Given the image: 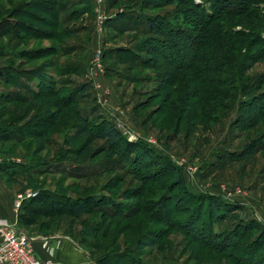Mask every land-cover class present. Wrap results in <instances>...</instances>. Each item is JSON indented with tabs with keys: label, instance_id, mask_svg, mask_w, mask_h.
I'll list each match as a JSON object with an SVG mask.
<instances>
[{
	"label": "rangeland",
	"instance_id": "374dc122",
	"mask_svg": "<svg viewBox=\"0 0 264 264\" xmlns=\"http://www.w3.org/2000/svg\"><path fill=\"white\" fill-rule=\"evenodd\" d=\"M142 1L91 2L81 15L78 0H0V54L10 52L0 68L44 67L63 88L24 105L0 100V127L29 128L0 140L2 196L14 215L18 196L20 212L39 211L16 227L31 239L62 233L95 262L264 264V5L225 13L220 0H160L153 11ZM117 14L165 15L167 36L143 52L145 33L114 31ZM0 92L16 89L0 83ZM110 126L129 152L102 138ZM37 194L45 207L27 205ZM69 202L86 214L64 213ZM148 239L155 246L141 248Z\"/></svg>",
	"mask_w": 264,
	"mask_h": 264
},
{
	"label": "trees",
	"instance_id": "16d2710c",
	"mask_svg": "<svg viewBox=\"0 0 264 264\" xmlns=\"http://www.w3.org/2000/svg\"><path fill=\"white\" fill-rule=\"evenodd\" d=\"M184 2V0H180ZM222 2L221 5L226 6L224 9L218 8L219 11L221 12H239V13H244L248 8V1L247 0H220ZM255 3H260L264 5V0H253ZM80 3L81 8L77 11L81 15H85L90 11L91 8V0H78ZM144 4L145 9L149 10H159L160 5H162V2L160 0H143L142 1ZM68 3V2H67ZM241 3V4H240ZM195 9L197 10L196 15L199 17H202L200 13H203V10L199 6H194ZM216 13L211 12V14L205 15L204 18H207L206 22L210 20ZM129 17V16H128ZM108 22V20H106ZM105 21V22H106ZM114 25L113 29L116 32H121L125 30H131L132 32L142 34L141 32H144L146 35V38L143 40H140L137 44L136 47L138 49H143V52H147L148 50L152 48L151 43L152 40L154 42H162L158 41L157 39L161 37L167 36V33L165 32L164 29L166 25H168L169 21L165 18V15L162 16H143L140 15L138 18H136V21L134 22V19H131L129 17V20H127V16L123 14H117L114 19L111 20ZM119 24V26H118ZM118 26V27H117ZM126 26V27H125ZM167 27V26H166ZM264 44V40H260ZM247 47H249V44H247ZM148 49V50H145ZM195 48V47H194ZM192 48V49H194ZM10 52L7 50H3V54L1 56H8ZM11 68H8L7 65L2 66L0 68V83L4 85H11L16 89V92H0V100L4 99L5 101L9 102H14L16 104H25V102L30 101L31 99H40V98H45V97H56L60 93H62L63 88H61V85H58L57 82L51 78V76L48 74V72L44 69V67H38L34 68L32 70H29L26 74L24 73H18L16 75H12L10 73ZM29 74V76L27 75ZM22 82V83H21ZM31 84L35 87L34 89L32 88ZM248 85L249 88H245V86ZM246 85H243L244 91H239L240 93H245L248 95L252 89L250 85L247 83ZM85 90V89H84ZM72 92V91H71ZM71 92H69L68 98H72L73 96L71 95ZM73 93V92H72ZM250 101V100H248ZM22 109V108H21ZM54 117V116H52ZM29 129V128H28ZM28 129H21V128H4L0 127V140L5 143H13L16 141L22 140V135H27ZM86 135L84 124L81 125V130L77 132V137H84ZM103 139H105L110 145H122V149L125 150L126 152H129V145L128 143L123 139L122 135L120 132H118L114 127L110 126L105 129L103 132ZM89 141L91 142V138H89ZM264 141V140H263ZM261 141L259 143L258 147L259 149H264V142ZM44 151L43 147V142L41 140L36 142V150L34 152V156L37 157L39 154H41ZM135 153V152H134ZM173 182L176 186V189L180 191L183 195L185 196H190L187 188H186V183L184 178L182 177L181 172H177L173 176ZM38 195V194H37ZM35 196L32 198L29 202H27V205L31 204H38L42 207L46 206V198L42 196ZM215 197H210L209 201H217ZM219 201V200H218ZM221 204L226 207V204L221 201ZM21 205V204H20ZM85 203L82 204V202L78 203H72L69 202L65 205V212L69 215L72 216H83L86 214V209L84 207ZM27 206L24 207V211L18 210L19 215L17 217V223H21L24 225H29L25 218L27 215H31L33 217H37L39 211L38 210H33V209H28L26 208ZM56 205L54 204L53 209H55ZM62 213L59 212H53L52 216H60ZM40 217V216H39ZM218 218L222 219L221 215H218ZM231 230L229 233L236 232L238 230ZM261 235V234H260ZM262 236H260V246L264 247V244H262ZM219 238L222 239L220 236ZM218 238V239H219ZM153 239H148L147 242H144L141 244V248H152L155 246L153 243ZM220 242H217L219 244ZM216 244V245H217ZM237 243H233L232 245H236ZM220 246V245H219ZM113 262V261H112ZM239 262V261H238ZM111 262H104V261H99L96 262V264H110ZM118 264L117 262H113V264ZM130 264V263H129ZM242 264H247V263H242Z\"/></svg>",
	"mask_w": 264,
	"mask_h": 264
},
{
	"label": "crops",
	"instance_id": "0c3cea01",
	"mask_svg": "<svg viewBox=\"0 0 264 264\" xmlns=\"http://www.w3.org/2000/svg\"><path fill=\"white\" fill-rule=\"evenodd\" d=\"M3 193L0 186V218L17 224V216L11 210V198L2 196ZM32 241L36 255L43 261L51 259L54 264H96L83 246L62 233L42 234L33 237Z\"/></svg>",
	"mask_w": 264,
	"mask_h": 264
},
{
	"label": "built area",
	"instance_id": "2783aa9c",
	"mask_svg": "<svg viewBox=\"0 0 264 264\" xmlns=\"http://www.w3.org/2000/svg\"><path fill=\"white\" fill-rule=\"evenodd\" d=\"M91 2L97 7L101 5V0ZM98 17L103 25L104 15L98 14ZM22 199V196H18L15 200L13 209L16 213ZM0 264H54V262L51 259L41 260L35 253L32 239L18 230L15 223L0 218Z\"/></svg>",
	"mask_w": 264,
	"mask_h": 264
}]
</instances>
